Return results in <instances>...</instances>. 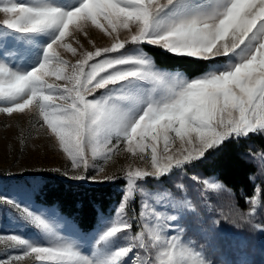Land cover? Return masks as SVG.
Listing matches in <instances>:
<instances>
[{"label":"snow or ice","instance_id":"6c2138e0","mask_svg":"<svg viewBox=\"0 0 264 264\" xmlns=\"http://www.w3.org/2000/svg\"><path fill=\"white\" fill-rule=\"evenodd\" d=\"M0 14V114L30 125L8 145L22 171L0 213L20 231L0 228V264H224L218 240L248 242L226 225L264 235V143L240 153L243 203L206 168L264 140V0H0ZM41 145L55 164L17 159ZM48 173L73 205L88 185L116 199L87 221L45 207L33 181Z\"/></svg>","mask_w":264,"mask_h":264},{"label":"trees","instance_id":"16d2710c","mask_svg":"<svg viewBox=\"0 0 264 264\" xmlns=\"http://www.w3.org/2000/svg\"><path fill=\"white\" fill-rule=\"evenodd\" d=\"M264 140L254 137L245 142V147L229 145L215 154L206 164L208 172L214 173L228 187L232 188L237 195L238 201L243 203L242 197L250 195L252 186L247 181V175L250 172V167L241 158L240 153L246 151L248 145L253 149H258ZM48 178L42 179L41 191L38 193L39 202L45 203V206H55L59 208L63 201L65 207L72 211L75 208V214L84 220H91L92 213L96 208L100 207L101 203H109L116 199L117 187L99 188L96 185H88V191L83 189H73L74 192H80L81 195L75 199L78 201L75 205L67 197L68 184L62 182L59 178H53L54 174L48 175ZM93 188L97 190L92 191ZM103 210V209H101Z\"/></svg>","mask_w":264,"mask_h":264},{"label":"rangeland","instance_id":"374dc122","mask_svg":"<svg viewBox=\"0 0 264 264\" xmlns=\"http://www.w3.org/2000/svg\"><path fill=\"white\" fill-rule=\"evenodd\" d=\"M3 19V14H0V21ZM98 42L103 43V41L99 40ZM30 128L27 117H21L14 115L12 118H7L5 115L0 114V185L4 187H9L17 181L11 180L9 176L11 174H18L22 171L19 164H13V154L8 152V145L11 144L13 148L16 147L15 136L21 131L24 130L27 132ZM32 136L35 137V131H32ZM38 158L45 159L49 164H55V157L52 155L50 151H48L43 145H41L39 149V157H37L34 153H26L25 156H19L17 154V159L21 162L32 163L35 162ZM51 175V173H48ZM28 177H26L27 179ZM23 183V181H19ZM259 179L257 183H259ZM33 183H38L39 186L43 184V180L39 179L37 181H33ZM149 190H151V185L147 186ZM154 203V201H153ZM48 208H52L55 206H45ZM10 214L0 213V228L4 231H20L14 224L9 221ZM64 231L70 230V225L65 224L62 225ZM228 229L231 230L233 234H240L245 236L248 240L246 244L242 247L234 246L229 247L228 243L224 240H218L216 242L218 252L217 258L224 262V264H228L230 261H234L240 257L247 258L251 261V264H264V235L259 233L248 234L244 229H238L233 227L232 225H226ZM0 249H3V245L0 244Z\"/></svg>","mask_w":264,"mask_h":264}]
</instances>
